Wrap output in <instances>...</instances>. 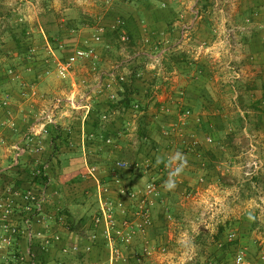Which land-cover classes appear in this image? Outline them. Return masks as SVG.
<instances>
[{
    "label": "crops",
    "instance_id": "0c3cea01",
    "mask_svg": "<svg viewBox=\"0 0 264 264\" xmlns=\"http://www.w3.org/2000/svg\"><path fill=\"white\" fill-rule=\"evenodd\" d=\"M189 2L188 0H126L124 5L126 10L124 12L121 10L115 16L117 20L113 26L124 21H131L137 28L134 36L129 38L122 35L121 38L128 42L115 49L113 36H109L107 28L101 26L99 29L102 41L93 38L92 42L98 49H95L98 55L97 59L81 60L69 74L72 85L75 87L72 97L81 99L85 104L90 103V112H87L86 106L65 112L60 118L59 124L50 126L49 133L41 139V143L24 153L18 162L14 161L12 146L17 140H22L28 130L30 125L27 119L29 104L16 100L15 103L10 102L14 105L12 110H0V189L3 190L10 186L15 192L17 190L14 197L18 200H20L18 192L30 189L39 191V193L43 192L45 195L44 213L47 218L46 222L49 224L48 232L49 234L58 233L63 237L61 242H54L48 249L43 248L40 243L41 239L36 238L33 244L29 243L25 214L18 206L15 222L19 225L20 231L16 234L10 250L0 251V264H99L108 261L110 247L103 244L105 242L103 237L100 236L97 242L92 240L94 233L101 234L105 223H101L96 228L94 220L100 213L102 199L128 201L127 194L121 192L119 187L114 184L115 175L119 176L122 184L128 188H137L145 184V179L142 175H137L136 169H118L116 167L118 160L139 158L142 161L149 159L141 153L144 139L139 136V130L143 119L151 120L148 126L150 137L158 135L163 139L178 130L177 134L178 132L184 133L185 136L182 137L191 142L195 139L193 133L201 136L203 124L199 121L195 126L189 124V120L193 118L191 116L186 123L175 127L176 119L178 120L181 116L179 110L183 108L190 110L201 103H208L207 92L213 88L218 96L215 98L216 103L222 104L220 109L215 111H204V113H210V120L218 117L230 120L235 113L249 120L248 108L239 105L238 91L233 95L236 110L230 111L228 107L227 109L222 107L224 106L223 102H226V96L221 93L225 90L222 87L226 86L227 90L231 87L234 88V84L230 86L219 82V79H222V74L227 77L230 74L225 67L226 61L223 60L224 57L228 58V55L223 48L221 34H224L226 28L234 25L231 17H223L221 22L209 15H201L198 17L199 20L196 17L192 19L191 12L187 10L191 6L188 4ZM93 5L92 0H85L84 4L78 7L84 13L87 12L92 16L96 11ZM65 7L66 5L63 8ZM253 18H256L257 23L251 24L249 30L240 35L238 45L233 50V61L244 72L243 78L255 75L254 79H256L257 76L264 73V16L255 15ZM86 31L88 30L86 29ZM81 32L80 30L79 34H75L76 38L74 37L78 42L76 44L78 47L81 45L79 39V36L83 35ZM190 34L200 38L201 41L195 54H190V48L194 47L190 44L193 38V36L189 37ZM130 40H134L135 42L132 41L134 44L130 43ZM111 49L117 52V55H122L125 51L127 53L136 52L115 64L112 62ZM110 62L112 63L110 64ZM97 63H105L107 66L102 65L99 68ZM87 64L90 66L88 67ZM129 72L133 73L131 75L133 79L129 81L133 82V86L137 88H135L134 102L140 101L142 105L148 106L157 104V109L162 113L160 121L156 120V109L153 112L148 107L134 115L129 112L128 116L124 114L125 109L118 108L116 100L110 99L109 95L113 93L117 95V99L119 98L120 93L124 90L125 82L123 81H127L126 74ZM109 83L110 87L107 86ZM254 86L256 84L253 82L250 87ZM76 93H79V96H76ZM255 93L251 94L253 101H257L260 97H263L264 100L262 91H255ZM104 114H108L110 119L103 121ZM111 116H113L112 119ZM203 117L207 118V114H204ZM99 118L101 126H95L94 121ZM198 119L201 117L199 116ZM12 124H15L16 127H11ZM129 125H132V128H129ZM164 127H168L166 129L170 131V134H164ZM132 130L138 137L137 145L130 144ZM109 136L113 137V144L106 143L105 139ZM16 138L18 139L16 140ZM180 139L174 143L170 141L172 143L170 146H173L171 151L161 148V145L152 149L154 152L166 151L167 153H162L163 155L170 153L172 155L178 149L182 151L180 147L183 146V143L177 144L183 140V138ZM198 140L199 145L194 147L199 149L198 153L193 155L188 152L186 155L189 161L185 168L193 170L191 175L183 171L176 178L177 186L164 192L163 202L169 211H171V198L181 197L182 192L190 189L194 184L193 174L196 172L204 173L208 178L211 176L219 178L220 174L224 175L222 165L226 161H221V158L217 160L219 165L215 167L209 166L208 169L201 167V157L204 162L207 161V158L201 156V147L207 145L208 138L205 145L202 146L201 142L204 140L201 141L200 138ZM230 145V143L222 142L212 151L217 157L218 155L227 157L230 155L227 151L232 149ZM185 147L189 148L188 145ZM156 160L157 158L152 163H156ZM161 160L160 164H156L159 170L155 173L163 176L160 170L167 164V160L165 156ZM190 161H199V164L193 167ZM94 165L97 166L98 172L96 175H91L88 170L90 166ZM36 168L44 170L48 176L47 184L33 181ZM105 187H108V190ZM92 197L97 199V208L94 211L87 203ZM159 205L153 211L154 217H157ZM167 216L170 217V213L169 215L167 213ZM122 217L123 215L119 214V218L123 219ZM158 222L160 223V220ZM78 223L82 226H77ZM44 226V220L34 219L32 230L34 232L44 231ZM1 231L0 227V234ZM65 242H78L81 251L65 253L62 250V244ZM90 245L91 249L87 251L86 247ZM28 246L33 248V255H26L21 260L20 258ZM20 255L21 257H19ZM98 257L101 259L100 261L97 260Z\"/></svg>",
    "mask_w": 264,
    "mask_h": 264
},
{
    "label": "rangeland",
    "instance_id": "374dc122",
    "mask_svg": "<svg viewBox=\"0 0 264 264\" xmlns=\"http://www.w3.org/2000/svg\"><path fill=\"white\" fill-rule=\"evenodd\" d=\"M92 1L96 11L91 16L78 7L84 4L85 0H0V110H12L14 105L10 102L15 103L16 100L29 104L27 119L31 124L40 111L56 98L73 96L75 87L72 85V79L69 78L70 75L59 76L58 64L66 60L77 48L93 47L98 50L92 42L93 38L97 40V36L100 37L98 41H102L99 28L101 26L107 29L114 28L113 24L117 20L115 16L121 10L123 12L126 10L124 6L126 0ZM188 1L191 6L187 10L191 12V18L196 17L197 20L201 15H209L219 22L223 17H231L234 26L244 25L247 19H250L251 24L254 25L256 18L254 19L253 16H264V0ZM251 24L248 26L251 27ZM80 30L83 35L79 36L81 45L78 47L74 37L76 38L75 34H79ZM190 36H193L190 44L194 45L190 48V54H195L201 41L194 35L190 34ZM221 37L223 38L224 34H221ZM127 42L128 40L115 38L113 45L117 49ZM222 43L225 49V43ZM133 52L125 51L122 55H117V52L111 49L112 62L117 64L123 60L122 58L133 55ZM226 58L224 57L223 60L227 61L229 57ZM102 65L107 66L105 63H97L99 68ZM87 66L89 67L90 64ZM132 74L130 72L126 74L127 81L123 82L133 84L129 81L133 79ZM228 77L222 74V79H219L222 84L230 86L234 84V88L228 90L226 86L222 87L225 90L221 93L226 96V102H223L222 107L235 111L233 95L238 91L239 105L248 108L249 120L237 113L233 114L230 120H223L221 117L210 120V113L204 111H215L220 109L222 104L216 103L215 98L218 96L213 88L207 92L208 103H201L196 108L190 109L193 118L189 120V124H194L193 126L198 121L203 124L201 136L193 133L195 139L204 140L201 146L205 145L206 139L209 138L207 145L201 147V156L207 158L204 162L201 157V167L207 169L209 166L215 167L219 165L217 160L221 158V161H226L222 165L224 175L220 174L219 178L216 176L208 178L204 173L192 172L194 184L190 189L185 190L186 193L182 192L181 197L171 198V211L163 202L164 194L158 200L159 212L157 217L153 215V224L145 232L138 233H144V236L140 234L139 238H135L134 242L123 251L127 257L118 260L116 264H183L189 255H192L193 259L186 264H235L236 257L241 252L245 254L247 264H264V100L260 97L257 101H253L251 96L256 94L255 91L264 93V73L256 79H254L255 75L247 76L232 84ZM253 82L256 86L251 88ZM132 88L136 92L137 88ZM76 96H79V93H76ZM109 96L112 99L111 94ZM143 107L146 109L149 107L153 112L156 109V120L162 119L157 104L154 103L153 106L145 104ZM186 110L188 108L180 109L179 114ZM124 111V114L129 116V112L134 115L141 110L125 109ZM204 114H207V118L203 117ZM199 116L201 119H198ZM179 119H176L175 124H181ZM10 126L16 127L15 124ZM129 128H132V125H129ZM166 128L168 127H164L165 130ZM177 131L168 136L169 138L164 137L166 140L158 135L153 136L154 138H144L141 153L153 159L152 161L157 157L165 156L168 162L171 153L163 155L166 151L154 152L152 148L161 145V148L171 151L173 146H170L172 144L170 141L174 143L180 138L183 140L180 139V143L177 144L183 143L180 148L185 155L188 152L193 155L198 153L199 149L185 147L190 145V141L182 137L185 136L184 133L177 134ZM130 140L131 145L138 144V137L134 135L133 130ZM18 141L20 140L15 143ZM222 142L231 144L232 149L227 151L230 154L227 157L224 155L217 157L212 151ZM190 162L193 167L199 164V161ZM156 164L154 163L147 172L144 168L136 169L137 175H142L145 179L144 183L156 175L155 171L159 170ZM191 171L193 170L184 169V173L188 172L190 175ZM87 203L93 211L97 208L95 197L90 198ZM167 213L171 216H167ZM77 226L82 225L78 223ZM231 233L235 234L234 237H231ZM146 236L147 239H144L143 237ZM97 260L101 259L98 257Z\"/></svg>",
    "mask_w": 264,
    "mask_h": 264
},
{
    "label": "built area",
    "instance_id": "2783aa9c",
    "mask_svg": "<svg viewBox=\"0 0 264 264\" xmlns=\"http://www.w3.org/2000/svg\"><path fill=\"white\" fill-rule=\"evenodd\" d=\"M251 20L247 19L244 25H232L225 29L223 42L225 43V50L228 54V60L225 62V67L229 70V82L232 84L235 81H239L243 78V72L234 64L233 50L238 45L240 35L249 30ZM102 29V28H101ZM97 39L100 37L97 36ZM126 38V36H125ZM199 56V53L196 54ZM98 55L93 47L77 48L72 52L64 61L58 64L57 72L61 77H67L74 69L75 65L81 60L97 59ZM110 83L107 85L110 87ZM112 100L117 99L115 93L111 94ZM86 106L87 112L91 110L90 103H83L79 98L69 96L67 98H56L53 102L42 109L38 116L29 125L27 132L23 136V139L15 143L12 147L14 153V161L18 162L20 157L28 150L35 148L36 144L41 143V139L49 133L50 126H56L59 124L60 118L68 110H77ZM140 108V109H139ZM133 110H141V105L135 103L131 108ZM192 115L191 110H186L181 114L179 122L181 124L186 121ZM109 119L108 114H104L102 120L107 121ZM175 127L178 124H174ZM165 133L170 134V131L165 130ZM209 139V138H208ZM107 144H113V137L109 136L105 139ZM199 145L198 139H193L188 145L193 149ZM255 148V147H254ZM153 163L151 159L146 160H118L116 167L118 169H138L144 168L147 172L152 167ZM174 167V166H173ZM169 167L166 165L160 170L161 175H153L145 184L137 188H128L122 184V180L119 176L115 175L114 184L117 185L121 192L126 193L128 201L115 200V199H102L100 213L95 218V227L98 228L101 223L104 224L101 234L98 232L92 235V240L97 242L100 236L103 237L105 244L110 247V257L106 263L99 264H116L120 259H125L123 251L129 247L136 238L139 232H145L153 224V210L157 203L163 196L165 189L162 184L167 179ZM89 174L96 175L98 172L97 166H90L88 170ZM46 175L42 168H36L34 175ZM108 190V187H105ZM15 192L12 187L8 186L3 190L0 189V251H8L14 244V238L18 234L19 225L15 222V214L18 206L22 208L25 214V222L27 226V238L29 243H34V239H41L40 242L43 248L48 249L54 242H61L63 237L61 234H49V224L46 222V214L44 213V201L45 195L43 192L35 190H26L24 192H18L20 200L15 198ZM119 214L123 215V219L119 218ZM43 215V216H42ZM45 222L44 231L34 232L33 220ZM234 233H231V237H234ZM147 239V238H146ZM148 242V240H146ZM91 245L86 247L89 251ZM62 250L65 253L79 252L81 246L78 242L62 244ZM33 248L26 247L23 256L20 259L25 258L26 255H33ZM16 257V256H15ZM193 259L192 255L187 256L183 264L188 263ZM247 258L243 252L239 253L236 257L235 264H247Z\"/></svg>",
    "mask_w": 264,
    "mask_h": 264
},
{
    "label": "trees",
    "instance_id": "16d2710c",
    "mask_svg": "<svg viewBox=\"0 0 264 264\" xmlns=\"http://www.w3.org/2000/svg\"><path fill=\"white\" fill-rule=\"evenodd\" d=\"M137 31V28H136V25L135 23L131 22V21H124L118 25H116L114 28L112 29H107V34L109 36H113V38H121L122 35H126L128 36L129 38H131L132 36H134V34L136 33ZM62 36V35H60ZM54 38L52 37L51 40H53ZM58 39H61V38H58ZM134 40H130V43H133L132 42ZM135 77H137V74L135 73ZM133 84H130V83H125L124 84V90L120 93L119 95V98L115 101L116 105L118 106V108L120 109H130L134 106L135 102V98H134V90H133ZM141 105L140 102H137ZM115 105V106H116ZM145 109L143 107V105H141V110ZM101 117V116H100ZM94 125L95 126H101V120L100 118L98 120H95L94 121ZM148 126H149V120L147 119H143L141 121V127H140V130H139V136L142 137L143 139H148V138H151L150 135H148ZM135 160H139V158L135 159ZM33 181H36L38 183H41V184H47L48 183V176L47 175H34V179ZM114 182V180H113Z\"/></svg>",
    "mask_w": 264,
    "mask_h": 264
},
{
    "label": "clouds",
    "instance_id": "9594fccd",
    "mask_svg": "<svg viewBox=\"0 0 264 264\" xmlns=\"http://www.w3.org/2000/svg\"><path fill=\"white\" fill-rule=\"evenodd\" d=\"M162 162L160 157H157L156 163ZM187 157L181 150H176L174 154L170 155L166 164L169 167L167 179L163 181V188L165 190H172L177 186V177L184 171L187 166ZM175 165V167H173Z\"/></svg>",
    "mask_w": 264,
    "mask_h": 264
}]
</instances>
